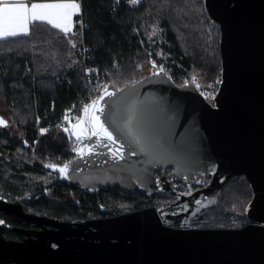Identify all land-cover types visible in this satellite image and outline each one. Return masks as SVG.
<instances>
[{
    "label": "water",
    "instance_id": "95a60500",
    "mask_svg": "<svg viewBox=\"0 0 264 264\" xmlns=\"http://www.w3.org/2000/svg\"><path fill=\"white\" fill-rule=\"evenodd\" d=\"M203 6L220 31L221 75L214 96L207 100L190 80L177 84L152 64L133 82L106 85L85 104L105 89L114 94L101 101L104 112L98 114L116 145L101 146L99 137L77 140L71 128L73 155L45 169L89 193L166 191L178 197L173 203L191 205L213 199L241 175L252 191L248 221L175 227L160 220L164 207L154 205L79 221L30 214L36 225L51 228L31 231L22 241L0 236V264H264V0H203ZM0 118L7 126L8 119ZM119 145L123 158H113L109 148ZM158 169L170 172L157 176ZM178 185L196 188L186 197Z\"/></svg>",
    "mask_w": 264,
    "mask_h": 264
},
{
    "label": "trees",
    "instance_id": "16d2710c",
    "mask_svg": "<svg viewBox=\"0 0 264 264\" xmlns=\"http://www.w3.org/2000/svg\"><path fill=\"white\" fill-rule=\"evenodd\" d=\"M80 2L81 12L68 35L37 23L29 36L0 40V101L29 148L35 138L36 116L56 117L63 106L92 94L99 81L116 87L133 82L143 66L152 65L150 58L157 66L165 65L170 75H197L204 87L220 80V31L207 17L203 0H140L134 6L115 0ZM68 38L75 41L74 46ZM82 47L87 48L84 58L79 52ZM73 145L70 135L51 129L38 138L31 160L29 148L25 151L0 133V186L19 189L20 194L26 189L39 190L31 208L65 221L84 220L88 211L95 216L100 206L110 213L114 209L125 212L154 204L160 195L169 196L166 191L139 195L106 188L78 192L71 202L65 183L42 193L48 180L44 164L65 162L73 155ZM251 197L245 178L234 176L211 205L192 218V225L232 226L235 216L240 226ZM119 198L124 207L118 206Z\"/></svg>",
    "mask_w": 264,
    "mask_h": 264
},
{
    "label": "snow or ice",
    "instance_id": "6c2138e0",
    "mask_svg": "<svg viewBox=\"0 0 264 264\" xmlns=\"http://www.w3.org/2000/svg\"><path fill=\"white\" fill-rule=\"evenodd\" d=\"M131 2L136 3L137 0H131ZM79 11L80 5L75 0H47V2L20 0V2L15 3L0 0V40H7L10 37L17 36H29L30 29L35 27L37 23L50 25L53 29L68 35L72 32L73 16ZM160 71H163V69L161 68ZM112 95L114 94L105 89L103 95L84 107V116L78 118L77 123L72 125V135H75L77 140L82 137H99L97 144L101 146L116 145V138L105 126V122L101 120L98 114L104 112L101 101H104L105 97H111ZM65 119L69 118L66 116ZM0 126H6V121L2 118H0ZM64 131L67 132L69 129L65 128ZM122 148L123 145L109 148L112 157L123 158ZM74 150L79 155H84V148L78 147ZM93 150L94 146L87 149L89 153H92ZM132 154H135V152ZM48 167L55 168L56 165L50 164ZM67 168L68 165H65L59 171L66 173Z\"/></svg>",
    "mask_w": 264,
    "mask_h": 264
},
{
    "label": "flooded vegetation",
    "instance_id": "af4514ba",
    "mask_svg": "<svg viewBox=\"0 0 264 264\" xmlns=\"http://www.w3.org/2000/svg\"><path fill=\"white\" fill-rule=\"evenodd\" d=\"M9 125H10V121L6 127L4 128L0 127V133L2 135L7 134V136L10 137L11 140H15L18 143H20V145L26 151V149L29 148L28 141L26 140L23 134H20L21 139L19 140L14 138L12 132L9 131L8 128ZM18 132L21 133L20 130H18ZM29 150H28L29 151L28 157L29 159L32 160L34 158L35 146L34 147L31 146ZM46 164H44V170L45 173L48 174V180L46 181L45 187L42 189V193L44 194L51 193V190L53 189L54 185L58 183H64L57 180V174L45 169ZM169 172L170 170L168 169L166 170L158 169L156 170L155 174H157V176H164L167 175ZM178 187H185V186L178 185ZM63 188H66L68 190V194L71 199V202H73V200L75 199V194H77L78 192H82V193L86 192L77 186L72 187L67 185V187L64 186ZM125 193L142 195L141 193H137V192H125ZM39 194H40L39 190L34 191L31 189H26L22 192V194H20L19 189L17 190L13 187L11 188L10 186H0V236H2L7 240L11 239L16 241H22L32 234L30 233L31 231L45 230L51 228L46 224L36 225L34 217L30 215L33 214L35 216L52 217L47 213L37 212L31 208L30 206L31 201L37 198ZM76 198L78 197L76 196ZM104 208L99 209L100 213L90 218H97L101 216H107L122 212L121 210L114 209L111 210L110 213L108 208L106 207Z\"/></svg>",
    "mask_w": 264,
    "mask_h": 264
},
{
    "label": "built area",
    "instance_id": "2783aa9c",
    "mask_svg": "<svg viewBox=\"0 0 264 264\" xmlns=\"http://www.w3.org/2000/svg\"><path fill=\"white\" fill-rule=\"evenodd\" d=\"M116 2L118 1H123L126 2V4H128L129 6H134L136 5L140 0H137L136 3H132L131 0H115ZM80 23V27H83L84 24L82 23V21H79ZM79 52L82 54L83 58L86 55L87 52V48L86 47H82ZM84 60H82L83 63ZM149 62L153 64V62L155 63V61L150 58ZM160 66H163V68H165V65L163 64H159ZM94 74H97L96 70L92 71ZM172 80L177 83L180 84L185 80H190L194 86L203 94V96L207 99L210 100L215 92L217 91L218 88V84L217 83V88L216 90H213L209 87H204L195 77H193L192 75L189 74H178V75H174L171 74L170 75ZM90 83V80H89ZM106 86V84L103 81H99L96 86L93 88V93L89 94L85 99H80L78 100L76 103H72L70 105H66L63 106L62 109L60 110L59 114L56 117L53 118H47L46 116L48 114L44 115V118L42 119L41 117L36 116L35 121H34V127H35V138L32 141V147H34L37 143L38 138L45 134L47 131L49 130H61L62 132H64L65 134L70 133V130L72 128V125H74V123L78 120L81 110L83 109V107L85 106V104L87 102H89L90 100H92L104 87ZM51 113L53 112V109L50 110ZM68 117L69 119H65V117ZM45 120V121H44ZM67 128L69 129V131H64V129ZM42 130H44L42 132ZM186 202H183L181 205L184 208V212L188 211L183 217L182 221L180 222L179 225H176L173 223H167L168 218H174L172 219L175 220L176 218V214L172 213V211H170V209H172V205L168 204L167 206H160V207H164L161 212L158 213L160 220L167 225L170 226H175V227H194L192 225V218L194 217V214L196 212H198L200 209L197 208V200L193 201L192 205Z\"/></svg>",
    "mask_w": 264,
    "mask_h": 264
},
{
    "label": "rangeland",
    "instance_id": "374dc122",
    "mask_svg": "<svg viewBox=\"0 0 264 264\" xmlns=\"http://www.w3.org/2000/svg\"><path fill=\"white\" fill-rule=\"evenodd\" d=\"M67 41L69 43H71V44L73 43L72 45L74 46V44H75V41L74 40H72L71 38H68ZM150 67H151V65H145V66H143L142 69H140L139 74H142L143 72L151 71V68ZM161 67L163 68V66H161ZM195 76H197V75H195ZM195 76L193 75V77H195ZM219 81L220 80H217L215 83L217 84V83H219ZM216 84L208 85V87L211 88V89H213V90H216V88H217V85ZM0 114H3V115H5L7 117V115H6V109L4 108V105H3L2 101H0ZM7 118L9 119V117H7ZM9 121H10V119H9ZM8 128H9V131L12 132L14 138H16L18 140L21 139V136H20L21 133L18 132L16 126L14 125V123L12 121H10V125H9ZM45 175L48 176V174H46V173H45ZM195 188H196V186H194V185H190L189 187L188 186H185V187H177L176 188V191L178 193H180V195H185L187 197L188 194H190ZM168 195L169 196H166V195H160V196H158L154 200V204H150V205H154V206H157V205L158 206H167L168 204H172L176 199H178V197L176 195L174 196V195H172L170 193ZM121 200H123V198H119V200H117V204H118L119 207H124V202L123 203L120 202ZM196 200H197V208L200 209V210L194 214V217H195V215L200 214L202 210H205L206 208H208V206H210L211 203H212V201H213V199H209L207 201H205L203 199H196ZM186 201L188 203H190L189 200H184V201H178V202L172 204V209H170V211H172V213L176 214V218L177 219H175V220L172 221V219H174L173 217L172 218H168V220H167V223L168 224L169 223H173V222L176 225H179L180 224V222L183 219L182 216H184V215H181L184 212V208H183V206L181 204L183 202H186ZM125 205H126V203H125ZM246 209H245L244 213L241 214L242 217L245 219V221L243 223H246L248 221V219L246 217ZM88 214H89V216H87V218L92 217L94 213L91 212V211H88ZM179 215H181V216H179ZM87 218H85V219H87ZM232 220H233V223H234L232 226H238L239 225V222L235 219V216H233ZM208 227H210V226H208Z\"/></svg>",
    "mask_w": 264,
    "mask_h": 264
},
{
    "label": "crops",
    "instance_id": "0c3cea01",
    "mask_svg": "<svg viewBox=\"0 0 264 264\" xmlns=\"http://www.w3.org/2000/svg\"><path fill=\"white\" fill-rule=\"evenodd\" d=\"M7 2H9V3H15V2H20V0H7ZM30 2H47V0H30ZM75 2H77V3H79V5H80V11H79V13H77V14H75L74 16H73V26H72V31H73V29H74V26H75V16H77V15H79L80 14V12H81V2H80V0H75ZM10 38H12V37H10ZM3 115V114H2ZM5 118H7L5 115H3ZM8 119V118H7ZM8 121H9V119H8Z\"/></svg>",
    "mask_w": 264,
    "mask_h": 264
},
{
    "label": "bare ground",
    "instance_id": "6f19581e",
    "mask_svg": "<svg viewBox=\"0 0 264 264\" xmlns=\"http://www.w3.org/2000/svg\"><path fill=\"white\" fill-rule=\"evenodd\" d=\"M201 204V203H200ZM203 204V203H202ZM205 206V205H204Z\"/></svg>",
    "mask_w": 264,
    "mask_h": 264
}]
</instances>
